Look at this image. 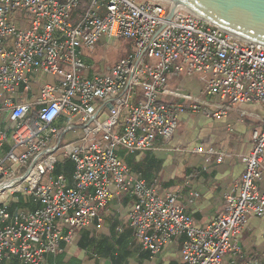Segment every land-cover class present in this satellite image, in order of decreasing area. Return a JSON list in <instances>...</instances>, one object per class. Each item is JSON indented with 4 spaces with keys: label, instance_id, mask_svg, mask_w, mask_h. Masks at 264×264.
<instances>
[{
    "label": "built area",
    "instance_id": "built-area-1",
    "mask_svg": "<svg viewBox=\"0 0 264 264\" xmlns=\"http://www.w3.org/2000/svg\"><path fill=\"white\" fill-rule=\"evenodd\" d=\"M103 36L131 40L132 52L84 75L85 52ZM172 77L195 81L197 91L172 87ZM244 104L264 107V45L171 1L0 0V264L47 263L124 198L133 200V235L153 257L183 237L185 264H264L240 259L248 217L264 216V128L253 130L242 176L205 226L187 213L181 190L159 191L117 150L165 149L183 114L220 121ZM58 151L74 163L70 178L54 174ZM21 200L27 206L14 208Z\"/></svg>",
    "mask_w": 264,
    "mask_h": 264
},
{
    "label": "crops",
    "instance_id": "crops-1",
    "mask_svg": "<svg viewBox=\"0 0 264 264\" xmlns=\"http://www.w3.org/2000/svg\"><path fill=\"white\" fill-rule=\"evenodd\" d=\"M93 74V71L90 72ZM51 78V81H48ZM48 82L55 81L52 76H46ZM172 87L197 91V83L185 78L172 77ZM33 86L38 93V86L33 79ZM2 121V120H1ZM11 125L7 120L3 127ZM264 128V107L262 104H244L237 107L220 121L213 120L202 114H183L178 131L173 138L163 146L165 149L127 153L121 150L124 162L130 157L131 171L146 179L151 185H156L159 191L181 190V202L187 213L194 217L200 226L207 225L224 209L225 194L232 184L240 179L244 171L241 154L251 151L254 146L252 132ZM213 147L217 152L224 153L208 155L196 153L198 146ZM120 152V151H119ZM120 154V153H119ZM123 154V155H122ZM191 188L185 187V184ZM259 188L264 191V179ZM133 200L124 198L121 202L114 200L104 210L103 220H93L91 232L97 236H111L114 222L120 221L116 229L124 232L127 256L122 264H185L181 245L184 240L179 237L168 245L157 256L142 258L144 250L138 240L133 238L129 230V213ZM89 229V228H88ZM86 228L77 230L74 243L67 244L62 250L63 264H102L108 258L93 253L90 258L81 239ZM240 247L244 260L256 256L264 262V216L250 215L243 230ZM52 257L45 264H49ZM59 259V257H58ZM231 258L225 259L230 264ZM22 262V261H21ZM23 263V262H22ZM25 264V263H24Z\"/></svg>",
    "mask_w": 264,
    "mask_h": 264
},
{
    "label": "water",
    "instance_id": "water-1",
    "mask_svg": "<svg viewBox=\"0 0 264 264\" xmlns=\"http://www.w3.org/2000/svg\"><path fill=\"white\" fill-rule=\"evenodd\" d=\"M236 38L264 45V0H163Z\"/></svg>",
    "mask_w": 264,
    "mask_h": 264
},
{
    "label": "trees",
    "instance_id": "trees-1",
    "mask_svg": "<svg viewBox=\"0 0 264 264\" xmlns=\"http://www.w3.org/2000/svg\"><path fill=\"white\" fill-rule=\"evenodd\" d=\"M61 151H58V162L56 164L54 174L55 175H60L64 174L66 177L70 178L74 169V163L64 155L59 156V153ZM121 155V151L119 152ZM123 155V154H122ZM131 158L127 157L126 161L130 165L131 163ZM150 184V183H149ZM27 206L23 200L18 203V205L14 208H24ZM102 212V217H103ZM120 223V221H116L113 224L112 230H111V236H97L93 235L91 232V227H86V232L83 234V237L81 239L83 245L85 246L86 249H89V255L90 258L93 257V253H97L96 255L103 257V258H108L112 264H122L124 258L127 256L126 252V244L124 242V232L121 233V231L117 230L116 227ZM89 228V229H88ZM129 230L133 235V229L129 224ZM65 244L62 246L63 249L65 248ZM143 248V247H142ZM62 254V251H60L58 254L55 255V257H52L49 264H63L62 259L60 258ZM150 252L149 251H143L142 253V258L145 257H150ZM59 257V259H58ZM3 264H24L20 261V259L16 257H11L9 259H6Z\"/></svg>",
    "mask_w": 264,
    "mask_h": 264
},
{
    "label": "rangeland",
    "instance_id": "rangeland-1",
    "mask_svg": "<svg viewBox=\"0 0 264 264\" xmlns=\"http://www.w3.org/2000/svg\"><path fill=\"white\" fill-rule=\"evenodd\" d=\"M133 45L132 41L128 39H116L113 43L107 41L106 37H102L101 40L95 45L93 49H88L85 52V60L90 65L91 70L89 72L84 71L83 74L88 73H106L110 68L116 65L123 57L127 56L128 53L132 52ZM51 81V78H48ZM54 82V81H52ZM72 132L65 135V140L74 139ZM118 151H129L121 148H117ZM63 152L59 153L62 157ZM74 243V240L73 242ZM70 243V244H72ZM102 264H108L103 261Z\"/></svg>",
    "mask_w": 264,
    "mask_h": 264
}]
</instances>
